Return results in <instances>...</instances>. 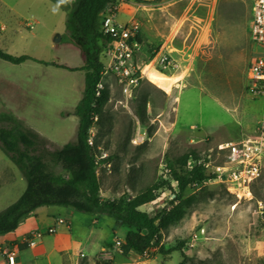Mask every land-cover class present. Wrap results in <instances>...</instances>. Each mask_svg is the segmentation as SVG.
Returning a JSON list of instances; mask_svg holds the SVG:
<instances>
[{"label":"rangeland","instance_id":"obj_1","mask_svg":"<svg viewBox=\"0 0 264 264\" xmlns=\"http://www.w3.org/2000/svg\"><path fill=\"white\" fill-rule=\"evenodd\" d=\"M121 2L133 3L141 12L151 4V24L147 16H139L136 23L151 32L143 35L144 51L134 55L133 64L181 80L159 88L143 76L125 95L110 74L102 76L95 97L103 95L105 100L90 133L98 156L106 159L96 170L99 197L133 196L167 182L141 211L158 215L159 246L178 250L167 256L123 257L115 243L123 240L127 227L107 216L64 208L69 231L62 226L61 233L38 232L52 250L48 264H264V170L252 183V198L238 201L212 180L191 185L177 197L166 168L167 162L190 150L219 162L217 146L239 139L234 138L242 130L240 119L248 118L242 114H257V100L248 102L245 91L246 71L255 54L248 34L253 0ZM67 13L48 0H0V51L67 68L81 66L79 52L64 40ZM128 18L121 10L114 16L119 25ZM156 29L166 35L167 53L158 54ZM101 60L105 65L106 56ZM82 78L79 72L51 65L0 60V112L11 111L49 149L59 148L75 141L77 118L72 112L81 98ZM191 167L188 162L186 169ZM0 197L1 206L7 197ZM184 200L187 204L180 205Z\"/></svg>","mask_w":264,"mask_h":264},{"label":"trees","instance_id":"obj_2","mask_svg":"<svg viewBox=\"0 0 264 264\" xmlns=\"http://www.w3.org/2000/svg\"><path fill=\"white\" fill-rule=\"evenodd\" d=\"M119 1H71L64 22V40L79 52L82 61L79 68L39 62L26 55L15 57L0 51V60L12 65L32 61L83 74L81 98L72 112L77 118L73 142L51 150L43 138L10 111L0 112V151L17 168L26 184L19 198L0 211V237L13 233L19 223L36 209L54 206L93 216H107L127 227L128 231L119 247L123 257H150L155 253L167 256L178 250L173 248L165 251L159 246L158 215L150 216L141 211V207L157 199L163 186H169L167 182L151 185L133 196L122 195L118 199L106 200L99 197L100 184L96 170L98 164L106 162V159L98 156L97 146L93 142L91 146L88 144L87 131L105 100L103 95L95 97V90L104 69L101 58L106 56L112 38L102 33L101 21L107 10L117 6ZM136 41L142 46L138 34ZM202 158L205 159L190 150L175 161L167 162L168 176L176 184L177 197L191 185L214 179L213 175L197 164ZM188 162L192 163L189 170L186 169ZM187 202L184 200L179 204L184 206ZM25 248V245L18 246L19 251ZM94 264L111 263L96 261Z\"/></svg>","mask_w":264,"mask_h":264},{"label":"built area","instance_id":"obj_3","mask_svg":"<svg viewBox=\"0 0 264 264\" xmlns=\"http://www.w3.org/2000/svg\"><path fill=\"white\" fill-rule=\"evenodd\" d=\"M116 11L117 6L108 9L101 21L102 33L112 38V44L106 53L107 61L102 76L110 74L122 92L128 95L143 77V70L132 62L141 46L136 41L138 34L136 23L117 24L114 20ZM248 34L258 51L255 52L246 71L245 91L251 99L264 100V0H253L252 2ZM161 61L163 62L164 59ZM96 95L97 89L95 90ZM87 132V142L91 146V128ZM217 150L218 154L222 156L219 162L211 163V160L205 157V159H200L197 164L214 176L212 181L224 185L230 195L238 201L251 199L252 183L264 170V113L256 121L251 132L243 133L235 142L219 144ZM63 224L62 219L54 221V225ZM44 232L54 233L55 226ZM37 238H41V234L32 233L23 242L32 248ZM115 244L120 247L119 241H116ZM7 262L14 264V256L9 255Z\"/></svg>","mask_w":264,"mask_h":264},{"label":"crops","instance_id":"obj_4","mask_svg":"<svg viewBox=\"0 0 264 264\" xmlns=\"http://www.w3.org/2000/svg\"><path fill=\"white\" fill-rule=\"evenodd\" d=\"M53 3L56 7H59L62 9L63 12L69 11V5L71 4L72 0H48ZM138 7V6H137ZM124 12L129 16L127 22L125 24L134 22L139 23V16H147L148 17V23L151 24V4L147 6L146 11L141 12L139 11V8H136L133 3H120L117 5V11L115 15L119 11ZM155 10V9H154ZM122 25V24H120ZM140 25V24H139ZM151 26V25H150ZM142 28L141 30L138 29V35L142 39L144 36L147 37V34L151 32V30L147 26L140 25ZM155 42L160 43V49L158 51V54L161 52H168L169 46L168 42L166 43L165 38L166 35L164 33L158 32V29H156L155 33ZM144 35V36H143ZM145 46H141L140 51H144ZM255 51L257 52L258 49L254 46ZM81 67V66H79ZM77 67V68H79ZM81 76L83 77V74L79 72ZM83 79V78H82ZM248 102L252 103L257 100L258 103V109L257 114L254 116H251L249 112L243 113L242 116H248V118H242L241 124H242V130L235 136L234 139H237L240 137L243 133L251 132L254 127L256 121L263 115L264 113V100L263 99H247ZM11 112V111H10ZM12 113V112H11ZM13 114V113H12ZM239 116H241L239 114ZM246 116V117H247ZM250 116V117H249ZM26 184L25 180L21 176L20 172L17 170V168L3 155V153L0 151V196L7 197V201L5 204L1 205V209L6 208L7 206L14 203L19 196L22 194V192L25 190ZM1 198V197H0ZM65 209L60 207H41L36 209L33 213H31L26 219L21 221L17 227V229L8 235L1 236L0 237V264H8L7 260L4 258V255L8 253L9 255H12L15 253V263L14 264H48L49 263V256L51 254L52 250H48L44 244L42 243V237L40 240L36 243L34 248H25L22 251H19L18 246L23 245L22 242L26 237L31 235L35 232H42L46 229L55 226L56 233H61V228L64 226V228L69 231L70 230V221L68 220L67 216H65ZM56 219H64L65 222L69 225L68 229L65 227V225H54V221ZM57 241H60L63 244H66L65 240L61 239L60 237H55ZM69 244V243H68ZM26 247V246H25ZM64 249H66L64 247ZM57 250H59L57 248ZM20 254H24L25 256L20 257ZM127 257H130L128 255Z\"/></svg>","mask_w":264,"mask_h":264},{"label":"bare ground","instance_id":"obj_5","mask_svg":"<svg viewBox=\"0 0 264 264\" xmlns=\"http://www.w3.org/2000/svg\"><path fill=\"white\" fill-rule=\"evenodd\" d=\"M143 76L152 84L155 86L161 88V86L165 83H169V87H171L173 84H177L180 80L181 77H176V78H169V77H164L163 75H157L154 72H152L148 67L145 66L143 69ZM168 89H166V92Z\"/></svg>","mask_w":264,"mask_h":264}]
</instances>
